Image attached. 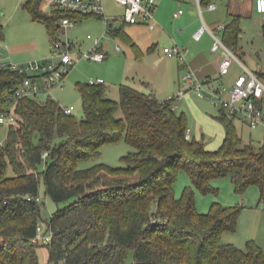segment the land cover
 Instances as JSON below:
<instances>
[{"label":"trees","instance_id":"trees-1","mask_svg":"<svg viewBox=\"0 0 264 264\" xmlns=\"http://www.w3.org/2000/svg\"><path fill=\"white\" fill-rule=\"evenodd\" d=\"M42 2L26 0L24 7L46 23L53 42L58 20L67 13L45 12ZM240 23L241 16L232 15L223 34L235 51ZM108 31L133 43L122 26ZM258 74L264 78V72ZM26 76L10 63L0 64V114L16 116L0 144V264H41L43 242L34 240L40 221L52 233L46 243L54 264H125L130 251L129 264H264V249L254 239L245 248L222 240L224 232L238 230L240 205L215 202L208 212L196 205L195 187L217 192L213 180L226 175L241 194L257 185L264 202V144L243 143L227 111L217 115L224 141L210 150L188 137L187 115L173 100L127 84L115 100L103 83L89 82L79 85L84 107L79 117L51 96L44 101L18 96ZM122 139L133 147L123 156L124 165L78 166L101 156L105 143ZM180 169L189 173L192 185L178 197L174 184ZM42 181L56 203L65 202L48 221L41 219Z\"/></svg>","mask_w":264,"mask_h":264},{"label":"rangeland","instance_id":"rangeland-1","mask_svg":"<svg viewBox=\"0 0 264 264\" xmlns=\"http://www.w3.org/2000/svg\"><path fill=\"white\" fill-rule=\"evenodd\" d=\"M195 0H157L155 12L159 24L152 29L142 23H127L121 15L124 6L116 0H104L106 13L112 17L113 27L122 26L140 49L136 47L125 35H113L107 30V23L102 17L88 16L77 21L73 28L63 35L62 39L71 38L75 46L71 49L75 55L88 51L93 47L95 39H100L108 56L102 60H93L81 56L73 64L67 66L68 70L63 79L56 85L43 89V96L53 97L62 107L74 105V114L79 117L84 115L83 98L80 84L89 83L91 78H103V85L109 97L120 100V88L127 84L138 90L153 92L160 100L175 96L174 104L177 111H184L188 118V130L191 137L195 136L204 142L210 150H217L222 145L225 137V127L217 117L222 108L212 99L199 96L194 92H186L177 96L182 87L181 76L185 68L181 67L179 60L164 52V46L178 43L189 49V56L203 49H208L212 37L207 32L201 40L193 37L194 31L202 24L199 14H192ZM218 9L208 11L204 8V17L210 26L225 24L229 19L228 11L235 5V0H214ZM26 0H0L1 22L4 34L0 35V42L6 45L0 48L3 60L10 64L30 63L53 59L52 36L45 22L32 17L24 7ZM240 6L245 10L241 17L239 34V49L236 51L239 59L248 67L259 73L264 72V13H258L251 6V0H240ZM228 5L230 8H228ZM180 8L184 13L175 16V11ZM158 22V21H157ZM91 35V38L88 35ZM154 45V49L149 50ZM120 46L121 49H117ZM164 58L160 61V56ZM243 70L237 61L231 67V72L224 77L223 82L231 84L234 77ZM263 78V77H262ZM264 79V78H263ZM220 83V79H217ZM222 82V81H221ZM45 91L49 95H45ZM122 115V111H118ZM245 144L262 145L264 143V126L252 128L243 125L239 117L234 118ZM9 124L0 127V144L7 139ZM252 134L254 139H252ZM133 147L124 139L117 142H108L101 147L99 157L81 160L80 168H88L100 161L112 166L124 165L123 156ZM44 166V164H43ZM217 192L204 193L195 187L196 205L201 212H208L215 202L226 206H241L238 230L233 234L239 240L247 242L254 239L264 249V202L260 201V188L251 185L244 194L236 190L230 175L219 177L213 183ZM192 185V179L185 169H180L174 184L176 196H181L183 190ZM41 219L50 220L52 214L65 202L56 203L45 191L42 181L40 186ZM44 230L49 233L48 224ZM41 264H54L50 257L47 243L38 247ZM133 258L130 251L125 264Z\"/></svg>","mask_w":264,"mask_h":264},{"label":"built area","instance_id":"built-area-1","mask_svg":"<svg viewBox=\"0 0 264 264\" xmlns=\"http://www.w3.org/2000/svg\"><path fill=\"white\" fill-rule=\"evenodd\" d=\"M124 6V12L121 18L127 23H142L154 29L158 22L155 16L157 9V0H116ZM196 10L200 14L202 24L194 31L193 37L201 40L205 33H209L213 39L211 50L213 52L221 51L223 59L219 65L220 83L214 78H201L189 63V49L174 43L171 46H164V52L169 56L176 57L180 65L185 68V73L181 76L182 87L177 96L186 92H194L195 94L212 99L215 103L221 105L227 113L234 118L239 117L242 121L249 124L252 128L264 125V79L254 70L250 69L243 63L234 48L229 46L224 38L225 24L210 26L204 18L203 10H216L217 4L212 0H195ZM206 5V6H205ZM255 10L264 13V0H254ZM41 8L45 12L53 10H62L67 15L62 16L58 20L59 30L57 36L52 42L53 59L34 61L30 63L11 64L13 69L20 72H27L23 83L17 90L18 96H30L38 101H44L47 97L43 96V89H48L60 82L65 73L67 66L73 64L75 60L81 56L93 60H102L108 56V52L104 50L100 39H95L93 47L88 51L75 55L71 49L75 46L74 41L67 37L62 39L63 35H67V31L74 27L77 21L82 20L84 16H98L104 18L107 23V30L113 26V20L118 17H110L104 6V0H43ZM70 13V15L68 14ZM184 13V9L180 8L175 11V16ZM74 14V15H72ZM88 37L91 38L89 34ZM6 47L0 42V48ZM117 49H121L117 46ZM3 60V52H0V64H8ZM237 61L243 70L234 77L232 83L226 84L221 77L231 72L233 63ZM222 81V82H221ZM90 83H103V78H91ZM45 95L49 92L45 91ZM175 96H169L165 100L175 101ZM175 106V105H174ZM176 107V106H175ZM63 109L71 113L75 109L74 105L63 107ZM16 116L13 111L0 114V122L12 123ZM190 136L189 130L187 132ZM47 151L44 155H47ZM45 224L40 221L38 224L37 235L34 238L36 242H51L52 233H45Z\"/></svg>","mask_w":264,"mask_h":264},{"label":"crops","instance_id":"crops-1","mask_svg":"<svg viewBox=\"0 0 264 264\" xmlns=\"http://www.w3.org/2000/svg\"><path fill=\"white\" fill-rule=\"evenodd\" d=\"M212 1H214V0H212ZM231 1L232 0H230L229 2H231ZM239 3H240V0H235V5H234L233 8H230L229 5H228V8H230L229 11H228L229 19L227 20V22L225 23V25L230 21L232 15H239V16L242 17V15L245 12V10L240 6ZM250 7L255 10L254 0H251V6ZM206 9L208 11H213V10H209L208 8H206ZM217 9H218V7H217ZM191 13L192 14H199L197 12V10H196L195 3L193 5V8L191 9ZM205 20H206V18H205ZM157 21H158V24H159L158 18H157ZM263 32H264V30H263ZM212 42H213V40H212ZM212 42H211V44H212ZM211 44H210V46H209L208 49H203V50H200V51H198L196 53L190 54L189 63L192 66V68L196 71V73L198 74L199 77H201V78L208 77V78L218 79L219 78V65H220V63H221V61L223 59V53L221 51L213 52L211 50ZM163 58H164V55L160 56V58L158 59V61L162 60ZM256 72L258 73V71H256ZM224 77H226V76L221 77V79H224ZM147 93H151V91L150 92H147ZM242 124L243 125L246 124V125L250 126L249 124L245 123L244 121H242ZM237 130H238V128H237ZM238 132H239V130H238ZM239 134L241 135L240 132H239ZM190 136H191V134H190ZM241 137H242V140H243L244 137L242 135H241ZM252 137H253V134H252ZM252 139H254V137ZM253 145L255 147L261 146V145L258 146L256 144H253ZM216 179L213 180V183L215 182ZM233 234H235V232H230V231L224 232L223 235H222V240L224 242H226V243H234V244L238 245L241 248H245L246 242H245V245H244L243 238H242V240H239L236 237H234Z\"/></svg>","mask_w":264,"mask_h":264}]
</instances>
